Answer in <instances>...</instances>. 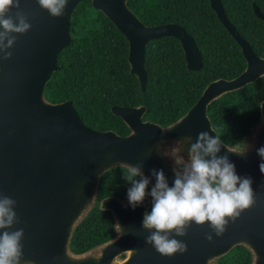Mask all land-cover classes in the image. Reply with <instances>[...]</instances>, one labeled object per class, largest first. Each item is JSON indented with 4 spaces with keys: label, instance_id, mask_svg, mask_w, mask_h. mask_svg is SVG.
Instances as JSON below:
<instances>
[{
    "label": "water",
    "instance_id": "water-1",
    "mask_svg": "<svg viewBox=\"0 0 264 264\" xmlns=\"http://www.w3.org/2000/svg\"><path fill=\"white\" fill-rule=\"evenodd\" d=\"M83 1L69 0L66 14L54 18L36 0H21V10L32 28L24 35L13 34L17 40L10 50L13 56L0 61V192L17 202L20 223L9 231L23 228L24 260L33 264H217L242 245L252 254L251 264H264V173L259 167L264 161L257 154L264 147V101L260 122L241 148L221 141L218 155L228 156L238 176L251 178L255 193L253 207L241 213L235 223L229 220L222 236L212 232L210 225L193 222L185 237H174L185 243L188 251L164 257L145 243L149 233L142 224L151 200L146 198L133 209L128 198L106 197L100 209L112 213L115 238L82 254L71 250L76 228L98 201L100 179L105 173L143 162L142 173L151 187L156 183L153 169H162L169 186H173L174 168L189 159L188 146L176 142L186 136L195 141L201 131L218 135L208 115L209 106L264 77V58L229 21L222 1L209 0L218 19L240 45L245 71L234 79L211 82L188 113L170 126L144 121L145 106H113L112 113L124 121L129 135L92 129L82 121L72 101L53 104L45 96L52 75L61 71L58 57L72 43V18ZM91 1L92 7L127 39L130 72L137 77L142 92L148 82L145 55L150 41L176 38L188 70L202 68V53L184 27L176 23L144 24L129 7L130 0ZM253 8L264 22V13L257 5ZM16 11L12 9L11 14ZM164 151L169 157L161 155ZM208 235H212V242Z\"/></svg>",
    "mask_w": 264,
    "mask_h": 264
},
{
    "label": "trees",
    "instance_id": "trees-1",
    "mask_svg": "<svg viewBox=\"0 0 264 264\" xmlns=\"http://www.w3.org/2000/svg\"><path fill=\"white\" fill-rule=\"evenodd\" d=\"M221 1L229 21L264 58V22L253 8L257 5L264 13V0ZM129 7L148 26L176 23L184 27L202 53L203 66L196 72L188 70L176 38L150 41L145 55L148 82L142 92L137 77L130 72L127 39L92 7L91 0H84L72 18V43L58 57L61 71L52 75L45 96L53 104L72 101L88 127L129 135L124 121L112 113L113 106H145L144 121L170 126L188 113L211 82L234 79L245 71L247 64L240 45L218 19L209 0H130ZM263 101L264 77L214 101L208 115L221 141L230 147L243 145L260 122ZM124 171L115 168L100 179L98 201L73 234L71 250L75 254L115 238L112 213L101 210L100 202L106 197L128 198L132 185L124 179ZM251 263L252 254L244 246L234 248L218 261Z\"/></svg>",
    "mask_w": 264,
    "mask_h": 264
},
{
    "label": "clouds",
    "instance_id": "clouds-1",
    "mask_svg": "<svg viewBox=\"0 0 264 264\" xmlns=\"http://www.w3.org/2000/svg\"><path fill=\"white\" fill-rule=\"evenodd\" d=\"M36 2L54 18L64 16L69 5V0ZM12 9L17 10L14 16ZM31 28L28 16L21 10V0H0V61L13 56L10 50L17 43L13 34L24 35ZM176 143L188 146L189 159L182 169H174L171 187L162 169L152 170L156 183L149 191L151 182L142 173L143 162L124 166V179L132 185L127 194L132 208L142 205L148 196L152 199L151 211L145 213L142 224L143 230L149 233L145 243L164 257L188 251L187 245L174 237H185L193 222L197 226L210 225L212 232L222 236L229 220L235 223L241 213L255 204L251 178L238 176L228 156L218 155L222 144L218 135L213 137L201 131L195 141L186 136ZM257 154L264 161V147ZM161 155L169 157L168 151ZM259 167L264 173V162ZM16 207V200L0 192V264H21L24 260L23 228L9 231L20 223ZM206 238L209 242L213 240L212 235ZM24 264H33V261L24 260Z\"/></svg>",
    "mask_w": 264,
    "mask_h": 264
},
{
    "label": "flooded vegetation",
    "instance_id": "flooded-vegetation-1",
    "mask_svg": "<svg viewBox=\"0 0 264 264\" xmlns=\"http://www.w3.org/2000/svg\"><path fill=\"white\" fill-rule=\"evenodd\" d=\"M227 145V144H226ZM228 146V145H227ZM243 145H241L240 147H231V148H241ZM230 147V146H229ZM183 163H178L177 165H176V169L177 170H180V169H182V167H183ZM175 169V168H174ZM151 187V186H150ZM147 198H149L150 200H151V206H150V209L148 210V212H150L151 211V207H152V199H151V197H147ZM147 212V213H148ZM238 246H242V245H238ZM238 246H236V247H238ZM235 247V248H236Z\"/></svg>",
    "mask_w": 264,
    "mask_h": 264
},
{
    "label": "rangeland",
    "instance_id": "rangeland-1",
    "mask_svg": "<svg viewBox=\"0 0 264 264\" xmlns=\"http://www.w3.org/2000/svg\"><path fill=\"white\" fill-rule=\"evenodd\" d=\"M218 264V263H217Z\"/></svg>",
    "mask_w": 264,
    "mask_h": 264
}]
</instances>
